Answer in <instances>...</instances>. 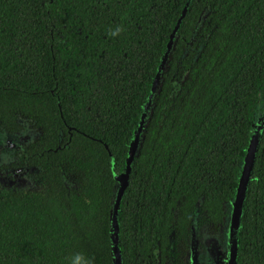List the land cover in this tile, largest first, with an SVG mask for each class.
<instances>
[{
  "label": "trees",
  "instance_id": "1",
  "mask_svg": "<svg viewBox=\"0 0 264 264\" xmlns=\"http://www.w3.org/2000/svg\"><path fill=\"white\" fill-rule=\"evenodd\" d=\"M260 116L233 264H264V0H0V144L30 124L40 169L0 184V264H114L135 131L120 264H184L193 229L226 224Z\"/></svg>",
  "mask_w": 264,
  "mask_h": 264
},
{
  "label": "rangeland",
  "instance_id": "2",
  "mask_svg": "<svg viewBox=\"0 0 264 264\" xmlns=\"http://www.w3.org/2000/svg\"><path fill=\"white\" fill-rule=\"evenodd\" d=\"M258 124L255 125V132L252 136L251 146L256 139H258L259 130H260V123L263 122V117L260 116L258 119ZM140 131H135L132 140L130 143V148L134 146L137 147L139 141ZM15 157L10 156L8 154H0V169H2V165H5L11 159ZM2 175L0 174V180L2 181ZM18 179H13L12 182H16ZM11 182V180H9ZM234 205L232 203V207L229 210L228 218H226V224L221 227L220 232L215 236L218 239V245L212 241V237H206L202 235L200 231L197 229H193L192 231V240L190 243V247L188 250L187 256V264H206L207 258L205 255H209L211 258H216L218 264H232L231 259V239L234 234V227H235V219L233 216ZM202 261V263H200Z\"/></svg>",
  "mask_w": 264,
  "mask_h": 264
},
{
  "label": "flooded vegetation",
  "instance_id": "3",
  "mask_svg": "<svg viewBox=\"0 0 264 264\" xmlns=\"http://www.w3.org/2000/svg\"><path fill=\"white\" fill-rule=\"evenodd\" d=\"M26 129L25 132L21 131L16 134H21L20 138L23 140V142H20L16 144L15 142L18 140H15L17 137L15 134H11L7 136L5 139V144L2 145L0 144V154H8L10 156L15 157L14 159H11L8 163L5 165H2V169H0V174L2 175V181L0 180L1 185H6L8 187H16L24 184L30 183L33 179H37L38 173L40 169L38 166L35 165H26L25 161H21V157L25 153L23 148L29 145L30 143L26 142L29 141L31 142L38 134V130L33 128L30 124H26ZM2 135V133H1ZM34 135L35 137H32ZM4 138L2 137L1 140ZM13 179H18L16 182H12ZM11 180V182L9 181ZM216 236V235H215ZM215 236H211L212 241L218 245V239ZM190 244L188 246V249L186 251V257H185V262L184 264H187V256H188V250H189ZM207 258L206 264H218L216 258H211L209 255H205ZM233 256V249L231 248V259ZM202 263V261L200 262ZM204 264V263H203ZM233 264V261H232Z\"/></svg>",
  "mask_w": 264,
  "mask_h": 264
},
{
  "label": "water",
  "instance_id": "4",
  "mask_svg": "<svg viewBox=\"0 0 264 264\" xmlns=\"http://www.w3.org/2000/svg\"><path fill=\"white\" fill-rule=\"evenodd\" d=\"M169 51V50H168ZM167 51V53H168ZM167 53L164 55L163 61H165L166 57H167ZM159 77L160 74L158 73V75L155 78V81L153 83V87H152V91L155 90V87L159 81ZM252 141V139H251ZM256 142H254L251 146V142H250V146L248 149V154L246 155L245 158V164L243 166V170H242V174L240 176L239 179V184H238V188H237V192H236V196L235 199L233 201V205H234V210L233 211V216L235 219V227H234V234L232 236L231 239V247L234 244V240H235V232H236V228H237V224H238V218H239V214H240V209H241V203H242V199H243V193L245 190V184L247 181V177L250 171V164L252 162V155H253V150L255 147ZM136 149V146H134L133 148L129 149V156L127 159V166H126V172L124 173V175H122L120 178H118L119 181V188H118V193H117V197H116V202L114 204L113 210H112V218H111V246H112V253H113V262L114 264H120L119 261V253L117 250V224H116V220H115V214H116V210H117V206H118V201L120 198L121 193L124 191V188L126 186V182H127V171L129 169V163L131 161V158L134 154V151ZM233 258V256H232Z\"/></svg>",
  "mask_w": 264,
  "mask_h": 264
},
{
  "label": "clouds",
  "instance_id": "5",
  "mask_svg": "<svg viewBox=\"0 0 264 264\" xmlns=\"http://www.w3.org/2000/svg\"><path fill=\"white\" fill-rule=\"evenodd\" d=\"M122 31V29H116L112 32L109 33L110 36H118L120 34V32ZM77 260L80 258V255H77Z\"/></svg>",
  "mask_w": 264,
  "mask_h": 264
}]
</instances>
